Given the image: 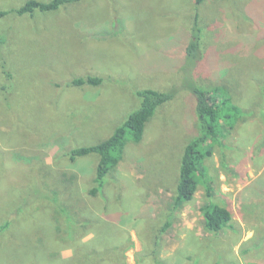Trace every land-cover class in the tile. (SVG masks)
I'll use <instances>...</instances> for the list:
<instances>
[{
	"label": "rangeland",
	"instance_id": "374dc122",
	"mask_svg": "<svg viewBox=\"0 0 264 264\" xmlns=\"http://www.w3.org/2000/svg\"><path fill=\"white\" fill-rule=\"evenodd\" d=\"M25 1L0 0V9ZM0 33L7 35L3 58L23 76L0 101V225H9L0 233V264L71 262L75 246L55 242L51 215L40 212L48 211L54 192L62 203L70 200L57 181L61 173L78 176L81 205L132 238L126 264H135V254L154 264L151 234L167 218L171 227L160 237L158 262L264 264V0H83L54 13L10 15L0 21ZM194 38L202 51L196 68L183 52ZM87 76L103 82L70 86ZM187 79L209 91L224 88L253 115L217 145L230 158L224 163L214 146L206 162L213 200L233 217L231 227L213 236L203 228V186L170 212L178 161L197 128ZM141 89L176 94L106 177L110 201L121 208L101 214L102 198L88 195L97 157L72 163L65 153L111 136L136 108L134 92Z\"/></svg>",
	"mask_w": 264,
	"mask_h": 264
},
{
	"label": "trees",
	"instance_id": "16d2710c",
	"mask_svg": "<svg viewBox=\"0 0 264 264\" xmlns=\"http://www.w3.org/2000/svg\"><path fill=\"white\" fill-rule=\"evenodd\" d=\"M205 1L194 0L196 5ZM82 2L83 0H26L17 8L0 9V21L10 15L24 18L26 16L33 17L36 14L54 13L67 6L76 7ZM195 17L197 18V15ZM194 39L195 41L192 39L191 43L184 47L183 52L186 63H190L189 66L196 68V64L202 59V51L199 41L197 42V38ZM6 41V33H0V101L3 95L9 97L16 90L17 80L23 77L22 74L19 76L13 68L9 67L7 60L3 58ZM15 77L16 81H14ZM187 80L185 88L193 98L197 128L195 136L186 143L178 161V178L170 212H174L180 205L192 201L199 187L203 186L207 199L200 209L203 228L205 232L213 236L231 227L233 217L229 208L221 206L213 200L206 162L213 157L214 146L220 145L223 138L224 141L227 140V134L235 130L239 122L244 123L248 117L253 115L252 112H245L241 106L235 103L224 88L218 86L209 91L200 88L193 80ZM102 82L103 79L98 77H78L71 81L70 86L77 89L85 86L96 87ZM175 94V89L169 92L152 89L136 90L134 92L136 99L134 107L136 108L116 127L111 136L95 144L74 147L65 153V157H68L72 163L82 158L97 157L92 179L93 187L88 191V195L91 198L98 197L99 200L102 198L101 214L117 210L116 205L119 209L121 208L119 201L115 203L110 201L113 194L107 193L106 177L114 172L121 163L129 143L139 144L142 142L145 128L156 110L171 101ZM263 112L264 108H262V117L264 118ZM217 148L222 153L225 163L230 158L229 153H226L227 147L217 146ZM53 177L55 180V176ZM77 179L78 176L74 173L58 175L57 181L64 186L65 192L69 191L70 200L62 203L59 194L54 192L52 196L47 197L48 211H40L43 214L51 215L52 222H54V236L57 237L55 242L61 238L65 243L75 246V252L69 264H126L125 252L135 248L132 238L127 235L122 238L119 229L118 233L112 229L118 228L114 220L103 218L98 214V211L97 213L88 205L80 204L81 197L76 184ZM51 203L52 207H50ZM170 216L171 214L168 217ZM170 222V219L167 218L161 228L157 229L153 235L151 234L149 256L155 257L154 264H164L158 262L156 255L160 237L171 227ZM8 226V223L0 225V233L5 231ZM89 234H93V237L83 241ZM137 256L138 254H135V264H142ZM57 264H68V262L59 260Z\"/></svg>",
	"mask_w": 264,
	"mask_h": 264
}]
</instances>
